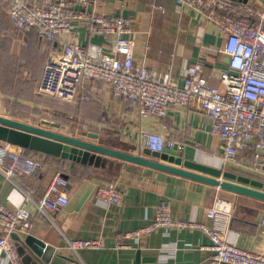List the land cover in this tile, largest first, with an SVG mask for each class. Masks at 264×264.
Segmentation results:
<instances>
[{
  "label": "crops",
  "instance_id": "0c3cea01",
  "mask_svg": "<svg viewBox=\"0 0 264 264\" xmlns=\"http://www.w3.org/2000/svg\"><path fill=\"white\" fill-rule=\"evenodd\" d=\"M9 1L0 0V115L23 121L9 112L13 98L4 92L2 62L10 59L8 62L20 63L22 59L25 67L38 62L40 81L52 45L16 28L9 15ZM24 1L34 4L39 0ZM250 2L259 5L258 0ZM92 13L130 19L132 32L128 37L135 43L136 64L161 73L170 71L174 81L183 83L182 73L191 63L202 59L211 84L224 89L219 71L226 68L228 57L219 52L222 35L203 14L180 7L174 0H93L86 15L72 23L82 45L88 42L107 45L104 36L90 34L88 16ZM54 46L64 50L60 43ZM84 87L85 90L91 88L92 125L99 135L97 143L150 158L142 153L146 147L140 134L157 132L182 143L186 159L264 180V153L259 160L263 168L255 165L254 157L245 158L251 152L249 149L240 154L244 166L224 163L221 143L211 133L212 119L197 104L171 108L164 118H143L134 106L115 96L106 83L93 81ZM105 132H114L115 136ZM4 143L0 141V145ZM37 158L47 161V166L28 178L9 181L0 174V203L11 209L25 206L30 211L33 226L28 234L42 239L53 250L51 257L43 260L44 264H71L68 258L79 264H200L212 255L211 240L201 229L160 228L140 237H122L124 233L151 224L162 202L169 204L175 220L211 225L206 212L217 197L233 202L228 240L245 250L264 249V201L138 165H119L114 161L119 167L117 170L116 166L82 165L41 153ZM60 167L67 172L62 173ZM58 173L70 184V202L60 212L40 213L35 204L25 200V195L41 198ZM102 186L120 190L122 201L113 204L101 198L96 190ZM72 239H101L103 247L74 252L68 245V240ZM19 255L26 264L25 256L20 252Z\"/></svg>",
  "mask_w": 264,
  "mask_h": 264
},
{
  "label": "built area",
  "instance_id": "2783aa9c",
  "mask_svg": "<svg viewBox=\"0 0 264 264\" xmlns=\"http://www.w3.org/2000/svg\"><path fill=\"white\" fill-rule=\"evenodd\" d=\"M93 0H24L9 1V15L16 28L52 45L46 55L38 93L61 102L75 101L86 79L106 83L111 92L134 106L141 117L164 118L171 108L197 104L211 119V133L219 139L224 163L244 166L240 154L251 150L259 162L264 153V4L249 2L243 6L231 0H174L182 7L203 14L222 35L219 52L228 57L227 66L219 71L220 89L211 84L204 60L191 63L182 73V82L174 81L171 72L161 73L146 65L136 64L135 43L128 35L131 21L122 15L92 13L88 16L90 34L105 37L107 45L88 42L82 45L73 31V21L86 15ZM246 10L249 16L238 17ZM62 44L64 50L54 46ZM144 147L154 152L183 144L161 133L143 131ZM41 158L4 143L0 145V174L7 180L28 178L45 166ZM96 193L109 203L119 204L123 193L113 186H102ZM25 200L37 211L60 212L70 202V184L60 173L53 176L39 199L28 194ZM232 201L216 198L206 216L211 225L173 219L167 202L158 205L151 224L123 234L122 238L140 237L160 228L201 229L211 240L212 255L200 264H264V249H242L228 240ZM264 224V217L262 220ZM33 224L25 206L13 209L0 203V264H24L12 234L27 235ZM71 250L101 249V239L68 240Z\"/></svg>",
  "mask_w": 264,
  "mask_h": 264
},
{
  "label": "water",
  "instance_id": "95a60500",
  "mask_svg": "<svg viewBox=\"0 0 264 264\" xmlns=\"http://www.w3.org/2000/svg\"><path fill=\"white\" fill-rule=\"evenodd\" d=\"M231 1L239 4L250 2V0ZM258 1L264 4V0ZM89 137L98 139L99 135L89 133ZM0 141L23 150L71 160L82 165L113 168L116 166L114 161L118 162L119 165L122 163L138 165L146 169L160 171L202 185L264 201V180L186 159L184 158V150L178 148L177 145L172 149L164 148L161 152L144 148L142 153L150 157L145 158L141 154H131L3 115H0ZM95 154L112 161H109L106 166L101 165L102 163H92L91 159ZM12 238L16 240L20 254L25 256L26 264H44L43 260L52 255L53 250H51V247L35 235L27 234L21 237L13 233ZM68 260L71 264H79L73 258H68Z\"/></svg>",
  "mask_w": 264,
  "mask_h": 264
},
{
  "label": "rangeland",
  "instance_id": "374dc122",
  "mask_svg": "<svg viewBox=\"0 0 264 264\" xmlns=\"http://www.w3.org/2000/svg\"><path fill=\"white\" fill-rule=\"evenodd\" d=\"M8 60L2 62L4 76L2 83L4 92L6 91L13 98L9 111L12 116L23 121L34 122L35 126L82 139L87 138L86 140L97 143V139L89 137V133L97 132L92 125L93 102L88 101L78 108L76 104L65 105L52 98L41 96L38 93L39 63L35 62L25 67L22 59L20 63H12ZM15 60L18 61L19 58Z\"/></svg>",
  "mask_w": 264,
  "mask_h": 264
},
{
  "label": "trees",
  "instance_id": "16d2710c",
  "mask_svg": "<svg viewBox=\"0 0 264 264\" xmlns=\"http://www.w3.org/2000/svg\"><path fill=\"white\" fill-rule=\"evenodd\" d=\"M237 5H240V6H243L244 4H237ZM236 15L238 16V17H245V16H249V14H248V12L246 11V10H241V11H239V12H237L236 13ZM47 43V42H46ZM49 45H51L50 43H48ZM91 82H93V80L92 79H86V81H85V83L80 87V89H79V93H78V95H77V97H76V99H75V101L74 102H72V103H66V102H61V101H59L58 99H53V100H55V101H57V102H59V103H61V104H65V105H71V104H76L77 106H78V108L80 107V106H83V104H85V103H87L88 101L90 102H92V97L90 96V94H89V90L91 89H84L85 87V85H86V83H91ZM40 95V94H39ZM42 96V95H41ZM105 134H107V135H114L115 133L114 132H105ZM115 136V135H114ZM25 152L29 155V156H31V157H33V158H37V156H38V154L39 153H37V152H34V151H30V150H25ZM243 152H245V151H243ZM251 153V154H250ZM251 156V158H253V156H254V153H253V151H251V152H249V154L248 155H246L245 156V158H247V157H250ZM240 157H241V155H240ZM242 158V157H241ZM45 163V166H47V161H45L44 162ZM61 165V164H60ZM59 170L62 172V173H65V172H67V171H65V169H63V167H60L59 168ZM230 171H232V170H230ZM233 172H237V171H233ZM239 173V172H238Z\"/></svg>",
  "mask_w": 264,
  "mask_h": 264
},
{
  "label": "bare ground",
  "instance_id": "6f19581e",
  "mask_svg": "<svg viewBox=\"0 0 264 264\" xmlns=\"http://www.w3.org/2000/svg\"><path fill=\"white\" fill-rule=\"evenodd\" d=\"M91 160H92V163H100V164L102 163L101 165H105L109 161L108 158H102L98 156L97 154L93 155Z\"/></svg>",
  "mask_w": 264,
  "mask_h": 264
}]
</instances>
